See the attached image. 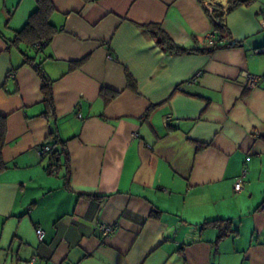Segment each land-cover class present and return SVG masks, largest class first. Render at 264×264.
<instances>
[{"label":"crops","instance_id":"crops-1","mask_svg":"<svg viewBox=\"0 0 264 264\" xmlns=\"http://www.w3.org/2000/svg\"><path fill=\"white\" fill-rule=\"evenodd\" d=\"M51 2L35 51L9 40L36 0H0V264H264V0L222 16L221 46L199 0ZM146 24L193 52H164ZM22 50L52 79L56 163L37 153L50 119Z\"/></svg>","mask_w":264,"mask_h":264},{"label":"trees","instance_id":"trees-1","mask_svg":"<svg viewBox=\"0 0 264 264\" xmlns=\"http://www.w3.org/2000/svg\"><path fill=\"white\" fill-rule=\"evenodd\" d=\"M84 2H91L94 0H83ZM253 0H235L236 5H249ZM232 6L229 7L231 10ZM228 10V11H229ZM54 11L51 0H36L35 9L29 14L25 24L22 28L16 31L14 38L9 40L12 44H18L20 42L27 44L28 46L35 47V51L46 46L51 40L52 36L56 33L57 28L50 21V16ZM210 15V14H209ZM223 14L219 10H215L214 15H210V20L212 23V32L214 35L219 36L218 45L220 44L222 37L226 34L225 30L221 23L216 21V17L222 18ZM145 29L150 33L152 38L155 40L156 44L168 54H183L188 52H193V50L184 48L176 44L166 32H164L158 24H146L144 25ZM232 40L227 41V45H234ZM38 45V46H36ZM23 55V63H27L32 67L34 72L40 78L41 81V92L43 96V103L45 105L46 111L44 114L48 119H50L51 130L48 136V141L41 146L48 144L50 148L49 158L56 163L59 160V157L67 153L66 150V141L61 140L58 136L57 128L55 126V116H54V102H53V93H52V79L46 74L42 67V62H35L34 56H30L25 50L21 51ZM105 90L102 91L104 94ZM112 95L110 94L107 99H110ZM5 135H6V117L0 115V155L2 148L5 144ZM57 146V147H55ZM1 164V157H0ZM53 164V163H52ZM246 181V180H245ZM80 196H83L88 199L99 198L94 194L89 193H80ZM217 220L206 221L204 224L215 223Z\"/></svg>","mask_w":264,"mask_h":264},{"label":"built area","instance_id":"built-area-1","mask_svg":"<svg viewBox=\"0 0 264 264\" xmlns=\"http://www.w3.org/2000/svg\"><path fill=\"white\" fill-rule=\"evenodd\" d=\"M202 2L206 10L210 15H214L215 10H219L221 14L227 13L229 10V7L233 6L235 4V0H199ZM218 8V9H217ZM217 22L221 23L220 18H215ZM264 26V24H262ZM211 34L210 36H212ZM38 46V45H36ZM255 52L264 53V46L255 48ZM243 84L248 89H255L260 81V76L254 73L250 72H243ZM50 152L49 145L40 146L37 148V153L39 155H43ZM246 169H242L238 176H236L234 183H233V190L234 192H241L245 187V179H246ZM98 230L100 232V237L103 239H107L113 236V234L116 231V225L100 222L98 224ZM35 233L39 241H42L44 231L40 227L35 228ZM32 260H35V258H32Z\"/></svg>","mask_w":264,"mask_h":264}]
</instances>
